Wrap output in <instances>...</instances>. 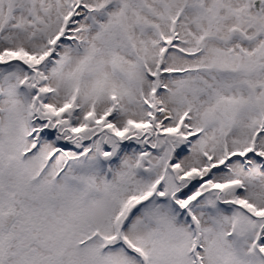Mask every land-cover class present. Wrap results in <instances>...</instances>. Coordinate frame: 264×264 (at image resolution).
Segmentation results:
<instances>
[{"label":"snow or ice","instance_id":"6c2138e0","mask_svg":"<svg viewBox=\"0 0 264 264\" xmlns=\"http://www.w3.org/2000/svg\"><path fill=\"white\" fill-rule=\"evenodd\" d=\"M0 264H264V0H0Z\"/></svg>","mask_w":264,"mask_h":264}]
</instances>
